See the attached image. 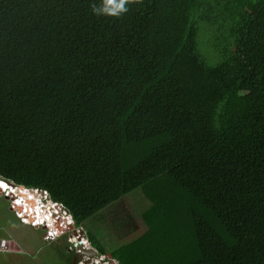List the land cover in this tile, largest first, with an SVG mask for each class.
<instances>
[{"label":"trees","instance_id":"1","mask_svg":"<svg viewBox=\"0 0 264 264\" xmlns=\"http://www.w3.org/2000/svg\"><path fill=\"white\" fill-rule=\"evenodd\" d=\"M92 4L0 0V176L83 227L139 188L117 264H264V0Z\"/></svg>","mask_w":264,"mask_h":264},{"label":"rangeland","instance_id":"2","mask_svg":"<svg viewBox=\"0 0 264 264\" xmlns=\"http://www.w3.org/2000/svg\"><path fill=\"white\" fill-rule=\"evenodd\" d=\"M0 186L4 188L8 187L1 185V183ZM15 189L19 192H16ZM23 189L25 190L24 192ZM28 191L30 190L22 186L9 189V192H14L12 195L19 198L18 201H23V203L22 201L16 202L18 203L17 208L21 209L23 205L26 212L30 214V220L34 219L33 210L38 212V215L35 217L37 219L36 224H38L43 211L40 210L39 206L36 204V197L32 198L31 195L27 193ZM34 193L36 192L34 191ZM10 201V197L2 196L0 193V245L6 244L11 248L10 251L0 250V264H66L64 258L69 254V249L72 247L70 242L73 241V239L69 238L71 239L69 242L68 237L71 236L72 238H76L74 240L75 246L81 247L80 244H77L81 236L77 237L72 226H67L69 222L72 223L70 217L67 216L64 219L62 218L63 224L67 226L65 233L59 237L58 233V235H56V237L54 236L51 240H44L46 229L43 226L32 227L23 224L19 218L16 217ZM149 205L150 202L143 196L141 190L136 188L124 195L115 204L108 208L106 207L107 209H103L90 220H87L84 227L79 225L76 227L81 228L82 234L87 237L88 230L91 231L95 235L98 243L103 246L106 251H110L117 242L122 243L131 240L146 229L140 214ZM49 208V206L46 207V209ZM44 217L51 224L52 221L48 217V214L44 215ZM116 221L118 222L115 224ZM50 230L52 229L50 228ZM119 234L122 235L120 238H118ZM110 236L113 239L112 241L115 240L113 244L111 241H109V244L107 243ZM81 239L83 246H88L86 237H82ZM88 248H90V246H88ZM73 255V264H78L79 261L76 259L79 257L78 254L75 252ZM97 255L99 254L97 253Z\"/></svg>","mask_w":264,"mask_h":264},{"label":"built area","instance_id":"3","mask_svg":"<svg viewBox=\"0 0 264 264\" xmlns=\"http://www.w3.org/2000/svg\"><path fill=\"white\" fill-rule=\"evenodd\" d=\"M1 179V178H0ZM5 181V180H4ZM6 182V181H5ZM9 184V183H8ZM13 187H17L20 185H15V184H9ZM23 187V186H22ZM2 188V187H1ZM4 188V187H3ZM2 188V189H3ZM25 189L28 190H32V191H36V204L39 206V209L42 210L43 212L41 213V217H40V223L35 224V220H30L28 212H26L25 207L22 205V208L19 209L17 208V199H19L17 196L12 195V192H9V186L4 188V191H0V193L2 194V196L5 197H10V204L11 207L14 208L16 217L19 218V220L23 223H27L30 224L34 227H39L43 224H46L48 226V233L46 234L45 238H53L54 236L58 235V233H63L66 229V227L69 225V223L67 224V226L65 224H63L62 222V218H66L67 216L70 217L67 209L65 208V206L61 203V202H56L54 200H52L50 198L49 192L47 190H43V189H38V188H26ZM42 199H45V203L42 202ZM22 201V200H20ZM23 203V201H22ZM46 203H49L46 204ZM50 207L49 209H46V207ZM34 218L38 215L37 211H34ZM48 214V217L50 218V220L54 221L55 223L57 222L58 227L53 230L56 231L54 233L51 232L50 230V226H49V221L44 217V215ZM77 237L82 236V231L81 228H75L74 229ZM80 234V235H79ZM0 250H4V251H10L11 248H9L6 244L0 245Z\"/></svg>","mask_w":264,"mask_h":264},{"label":"clouds","instance_id":"4","mask_svg":"<svg viewBox=\"0 0 264 264\" xmlns=\"http://www.w3.org/2000/svg\"><path fill=\"white\" fill-rule=\"evenodd\" d=\"M131 2H133V0H102V4L101 5L98 6L96 4H92V5H90V7L92 8V11L95 14H105V15H110V16H114V17H119L120 15H122L123 13H125L128 10L127 5L129 3H131ZM0 178L2 180H5L6 183L15 184L12 180L6 179V178H4L2 176H0ZM15 185H17V184H15ZM20 186H23V185H20ZM23 187H25V186H23ZM0 189L2 191H4L1 187H0ZM45 201H46L45 199H42V202L45 203ZM46 204H48V203H46ZM69 215H70V218L72 219V223H70L71 226H72V229H75L76 225L73 222L74 220H73V218H72L70 213H69ZM23 224L32 226V225L27 224V223H23ZM70 224L68 225L69 227H70ZM57 225H58L57 222L55 223L54 221H52L51 224L49 223V226H50V228H52V231L55 229V227ZM41 226H43L46 229V233L44 234V240H51L52 238H45V236H46V234L48 233V230H49L48 226L46 224H43ZM32 227H34V226H32ZM73 231H75V230H73ZM63 233H65V231ZM63 233H60L58 235V237L61 236ZM82 236H84V235L82 234ZM75 237H76V234H75ZM84 237H86V240H87V242L89 244L88 246H90V248H94L96 250L95 255L88 256L86 253H83L82 250L79 249L78 246H75L74 241L70 242V240L73 239V238L71 236H69L68 237V241L72 244V247H70V249L68 248L69 249V254L67 255V257H69L71 254H75V252H76L78 254V256H79V257H77V259L79 261L78 264H99V263L100 264H117V261L115 259L111 258L110 254H100V253H98L97 249L95 247H93L89 243V240H88L87 236H84ZM69 238H71V239H69ZM84 246H86V245H84ZM88 246H86V247H88ZM97 253L99 255H97Z\"/></svg>","mask_w":264,"mask_h":264},{"label":"bare ground","instance_id":"5","mask_svg":"<svg viewBox=\"0 0 264 264\" xmlns=\"http://www.w3.org/2000/svg\"><path fill=\"white\" fill-rule=\"evenodd\" d=\"M0 183H1V185H4V186H9L10 188H12L13 186H11V185H9L8 183H6V182H4L3 180H1L0 179ZM1 187V186H0ZM3 188V187H2ZM6 188V187H5ZM4 189V188H3ZM0 191H2L1 189H0ZM36 192V191H35ZM12 193H14V192H12ZM17 201H18V199H17ZM18 202H20V201H18ZM33 220H35V224H36V222H37V219L36 218H34ZM40 223V222H39ZM69 224H70V222H69ZM71 225V224H70ZM56 228H59L58 226L56 227ZM52 229V228H51ZM52 231V230H51ZM52 232H56V231H52ZM82 237H80L79 238V242H77V244H80V246L81 247H79V249H81L82 250V252L83 253H87L88 255H89V253L91 254L92 252H90L89 250H85V249H88V247H84L83 246V243H82V239H81ZM76 238H73V241L75 240ZM86 243H87V245H89L88 244V242H87V240H86ZM84 249H83V248Z\"/></svg>","mask_w":264,"mask_h":264},{"label":"flooded vegetation","instance_id":"6","mask_svg":"<svg viewBox=\"0 0 264 264\" xmlns=\"http://www.w3.org/2000/svg\"><path fill=\"white\" fill-rule=\"evenodd\" d=\"M73 259H74V255L71 254L69 257H65L64 258V261L67 263V264H73ZM77 259V258H76ZM76 261V260H75Z\"/></svg>","mask_w":264,"mask_h":264},{"label":"water","instance_id":"7","mask_svg":"<svg viewBox=\"0 0 264 264\" xmlns=\"http://www.w3.org/2000/svg\"><path fill=\"white\" fill-rule=\"evenodd\" d=\"M83 248V247H82ZM84 249V248H83ZM86 250H89L90 252H92L91 254L89 253V255L88 256H93V255H95V253H96V250L94 249V248H88V249H86Z\"/></svg>","mask_w":264,"mask_h":264}]
</instances>
